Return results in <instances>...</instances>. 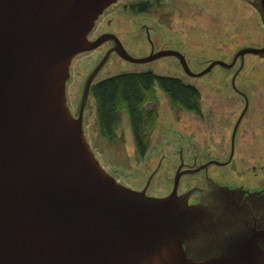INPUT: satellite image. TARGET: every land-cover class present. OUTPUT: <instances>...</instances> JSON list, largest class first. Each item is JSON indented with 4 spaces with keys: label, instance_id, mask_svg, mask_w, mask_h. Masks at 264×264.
<instances>
[{
    "label": "water",
    "instance_id": "95a60500",
    "mask_svg": "<svg viewBox=\"0 0 264 264\" xmlns=\"http://www.w3.org/2000/svg\"><path fill=\"white\" fill-rule=\"evenodd\" d=\"M119 1L0 0V264H264V231L221 240L231 223L179 196V175L164 198L123 185L84 129L92 87L113 52L135 65L176 57L196 79L233 69L239 58L264 59V47L198 74L179 52L135 58L114 35L89 39ZM253 6L264 26V0ZM107 42L115 48L88 77L75 116L67 95L73 61ZM248 108L246 99L236 126ZM203 238L202 252L191 254Z\"/></svg>",
    "mask_w": 264,
    "mask_h": 264
},
{
    "label": "rangeland",
    "instance_id": "374dc122",
    "mask_svg": "<svg viewBox=\"0 0 264 264\" xmlns=\"http://www.w3.org/2000/svg\"><path fill=\"white\" fill-rule=\"evenodd\" d=\"M255 2L256 0H126L114 14V30L132 57H148L152 48L149 42L151 39L155 51L176 49L181 52L191 71L198 74L215 61L231 63L235 55L244 48L264 47V26L253 8ZM132 3H157L159 7L146 15L138 16L128 9ZM108 48L109 45L106 44L73 61L67 95L74 115H78L88 77L105 58ZM145 71L177 78L195 86L202 97L204 118L174 109L168 96L157 90L158 102L145 107L146 112L157 110L158 120L148 138L146 158L141 159L136 151L126 113H120L117 139L111 143L99 133L95 102L90 96L84 112V129L88 140L93 149L95 147L94 152L105 169L127 187L144 186L158 163L163 160L162 169L153 179L150 191L151 194H162L164 186L173 181L172 166L178 159L180 150L187 153L190 149L205 162L210 153L208 139L223 136L219 126H229L226 130L229 148L232 130L246 107V100L232 86L236 75H239L236 79L237 90L249 102L240 126H264V61L258 57L246 56L245 66L240 74L238 63L230 70L215 67L208 75L194 79L185 74L176 58L135 65L114 55L100 71L95 83L123 73ZM260 149L264 147L260 146ZM254 166L260 168L264 166V161L245 164L235 161L230 170L237 176L242 177L243 172L252 176ZM247 174H243V178L249 177Z\"/></svg>",
    "mask_w": 264,
    "mask_h": 264
},
{
    "label": "flooded vegetation",
    "instance_id": "af4514ba",
    "mask_svg": "<svg viewBox=\"0 0 264 264\" xmlns=\"http://www.w3.org/2000/svg\"><path fill=\"white\" fill-rule=\"evenodd\" d=\"M123 1L126 0L119 1L103 13L92 33L89 35L91 41L98 40L104 35L111 34L117 37L121 42L119 35L114 30L116 28V26L114 27L116 24V16L114 14ZM130 5L128 9L138 16L146 15L151 12L152 9L159 7L157 3H132ZM253 8L255 7L253 6ZM96 33L97 35L92 39L91 36ZM149 42L152 47L149 56L163 51L179 52L176 49L155 51L154 43L151 39H149ZM106 44L109 45V48L105 56L115 48L113 42H107L104 45ZM123 47L125 49L124 45ZM114 55L118 56L113 52L110 59ZM165 58L176 57L169 56ZM259 59L264 61V59ZM238 63H240V71L238 74H240L245 66V58H239L235 66H237ZM238 76L239 75H236L233 79L232 86L234 88L235 85L236 89L234 88V90L246 100L247 97L237 90L236 79ZM95 84L96 83H94V85ZM219 127L223 136L220 135L219 139H208L210 153L207 154L208 159L205 162L199 155L190 149L187 150V153L180 150L178 159L173 162L175 164L172 166V169H174L173 181H169V185L164 186L162 194H151L150 191L153 179L157 177L162 169L163 160L158 163L156 169L152 172L144 186L132 189L141 192L145 191L150 197L164 198L169 196L175 189V178L179 175L177 189V194L179 196L186 197L190 205L206 208L214 215L215 219L221 217L229 224L231 223V225H225V227L221 229L219 235L221 240L226 241L236 236L248 234L252 230L264 231V166L260 168L254 166L252 169V176L243 172L244 175L247 174L249 176L244 178L243 174L242 177L237 176L230 170V167L235 161L244 164L264 161V149H260V146L264 147V126H234L230 137L229 148L226 138V130L229 126ZM240 152H242V154ZM223 159H225V161H222ZM204 241L207 242L204 238L199 239V241L192 246H189L190 253L195 255L196 253L202 252L201 249L204 247Z\"/></svg>",
    "mask_w": 264,
    "mask_h": 264
},
{
    "label": "trees",
    "instance_id": "16d2710c",
    "mask_svg": "<svg viewBox=\"0 0 264 264\" xmlns=\"http://www.w3.org/2000/svg\"><path fill=\"white\" fill-rule=\"evenodd\" d=\"M157 90L168 96L174 109L204 118L202 97L195 86L177 78L159 76L153 71L123 73L101 80L92 87L100 135L115 142L121 123L120 113L125 112L138 156L145 158L149 135L158 120L157 110L146 112L145 107L158 102Z\"/></svg>",
    "mask_w": 264,
    "mask_h": 264
},
{
    "label": "clouds",
    "instance_id": "9594fccd",
    "mask_svg": "<svg viewBox=\"0 0 264 264\" xmlns=\"http://www.w3.org/2000/svg\"><path fill=\"white\" fill-rule=\"evenodd\" d=\"M183 248H186V245H184V246H183ZM185 258H186V259H190V258H189V257H187V256H186Z\"/></svg>",
    "mask_w": 264,
    "mask_h": 264
},
{
    "label": "crops",
    "instance_id": "0c3cea01",
    "mask_svg": "<svg viewBox=\"0 0 264 264\" xmlns=\"http://www.w3.org/2000/svg\"><path fill=\"white\" fill-rule=\"evenodd\" d=\"M93 147V146H92ZM94 149H95V147H94ZM96 150V149H95Z\"/></svg>",
    "mask_w": 264,
    "mask_h": 264
}]
</instances>
